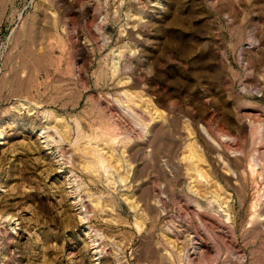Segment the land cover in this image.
Masks as SVG:
<instances>
[{
    "label": "rangeland",
    "instance_id": "374dc122",
    "mask_svg": "<svg viewBox=\"0 0 264 264\" xmlns=\"http://www.w3.org/2000/svg\"><path fill=\"white\" fill-rule=\"evenodd\" d=\"M0 264H264V0H0Z\"/></svg>",
    "mask_w": 264,
    "mask_h": 264
},
{
    "label": "bare ground",
    "instance_id": "6f19581e",
    "mask_svg": "<svg viewBox=\"0 0 264 264\" xmlns=\"http://www.w3.org/2000/svg\"><path fill=\"white\" fill-rule=\"evenodd\" d=\"M97 146V145H96ZM108 151V150H107ZM112 155V154H111ZM118 160V159H117ZM96 172V171H95ZM106 201V200H105ZM101 205V204H100ZM102 207V206H101Z\"/></svg>",
    "mask_w": 264,
    "mask_h": 264
}]
</instances>
